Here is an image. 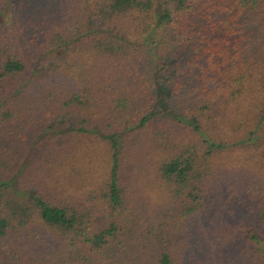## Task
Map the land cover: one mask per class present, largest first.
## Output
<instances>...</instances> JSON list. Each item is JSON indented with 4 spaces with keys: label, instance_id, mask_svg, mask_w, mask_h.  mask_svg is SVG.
I'll use <instances>...</instances> for the list:
<instances>
[{
    "label": "trees",
    "instance_id": "obj_1",
    "mask_svg": "<svg viewBox=\"0 0 264 264\" xmlns=\"http://www.w3.org/2000/svg\"><path fill=\"white\" fill-rule=\"evenodd\" d=\"M93 150L82 182L71 158ZM138 203L115 264H264V0H16L0 264H78Z\"/></svg>",
    "mask_w": 264,
    "mask_h": 264
},
{
    "label": "rangeland",
    "instance_id": "obj_2",
    "mask_svg": "<svg viewBox=\"0 0 264 264\" xmlns=\"http://www.w3.org/2000/svg\"><path fill=\"white\" fill-rule=\"evenodd\" d=\"M15 3L16 0L2 1L0 7V27L7 26L11 23V21H13ZM244 103L247 104L246 102ZM241 104L242 106H244L243 103ZM97 152V150L91 151L90 154H85V152H83L71 158V162L78 167L77 170L79 171V173L77 178H79L80 181L83 182V179H81L83 176H91L90 180L92 181V178H95L98 174V170L100 167L98 158L100 157L96 155ZM82 198L83 197H81V199ZM141 206L142 205L139 203L136 205L129 219L127 218L124 220V222H122L123 229L120 232L121 235L114 242L111 241L106 248H103L94 253H91L87 249L75 250V252L79 254L78 264H115L116 262H118L121 254L130 253L135 247L136 242H138L141 231L146 228L144 219L146 217L147 210H149V205L145 204V208H142ZM171 223H173V220H171ZM189 228L193 230L194 225H190ZM259 230L263 232L262 229ZM259 242V246H262L264 250V235L261 236ZM0 251L1 254H5L1 249ZM24 252L26 253V256H29V254L30 256H33V254H31L32 251L27 250Z\"/></svg>",
    "mask_w": 264,
    "mask_h": 264
}]
</instances>
